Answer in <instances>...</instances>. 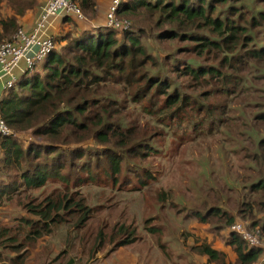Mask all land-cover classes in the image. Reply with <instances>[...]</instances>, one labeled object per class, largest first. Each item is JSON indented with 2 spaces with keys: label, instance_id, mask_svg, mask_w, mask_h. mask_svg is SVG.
<instances>
[{
  "label": "trees",
  "instance_id": "1",
  "mask_svg": "<svg viewBox=\"0 0 264 264\" xmlns=\"http://www.w3.org/2000/svg\"><path fill=\"white\" fill-rule=\"evenodd\" d=\"M74 1L86 20L63 16L53 51L0 98L12 131L0 134V204L51 183L63 193L39 202L30 195L22 205L31 217L19 219L16 232L0 224V264H24L20 255L40 238L89 221L91 205L70 191L71 182L100 186L103 170L114 184L125 175L122 183L130 176L145 188L154 179L149 155L185 143V131L189 143L219 138L224 158L242 171L235 175L229 164L216 178L204 173V208L188 217L215 235L240 220L264 239V0H123L117 15L131 22L125 31L99 24L97 0ZM39 6L0 0V45ZM130 112L156 129L141 133ZM128 235L112 250L136 240ZM226 245L231 264H264L262 248L241 235L229 231ZM193 248L208 263L226 262L209 243Z\"/></svg>",
  "mask_w": 264,
  "mask_h": 264
},
{
  "label": "rangeland",
  "instance_id": "2",
  "mask_svg": "<svg viewBox=\"0 0 264 264\" xmlns=\"http://www.w3.org/2000/svg\"><path fill=\"white\" fill-rule=\"evenodd\" d=\"M43 5L40 4L41 7ZM72 29L73 26L67 25L66 30ZM169 48L166 46L164 50ZM131 114H128V119L132 122L140 115L133 112L134 118H131ZM147 122L150 123L149 118H139L141 133L149 134L156 129L154 122ZM184 133L187 134L185 143L176 140L170 144V151L160 148V152L149 155L154 179L148 180L145 188L130 176L122 183L121 178L125 175L119 176L115 185L103 170L100 171V186L80 188L71 182L70 191L86 199L93 210L92 217L84 226L72 227L68 222L40 238L20 255L24 264H195L193 259L198 263L202 261V256L193 250L196 245L213 239L217 247L225 246L226 234L215 235L209 231V226L188 216L194 209L204 208L203 195L210 190L204 173L216 178L227 173L229 164L236 170L235 175L242 171L232 157L224 158L219 138L212 141L206 137L201 142L199 137L197 142L189 143V133ZM29 136L26 133L20 137L25 140L30 139ZM164 192H171L173 197L160 199L159 195ZM60 193L63 194L62 188L53 183L43 189L23 191L14 201L0 204L1 226L16 232L18 220L31 217L22 205L30 195L39 202L49 195L57 198ZM233 193L232 198L235 197ZM237 223L247 225L240 220ZM150 228L161 229L162 232L151 233ZM131 233L136 237L131 245L112 250L117 242ZM100 242L101 249L94 254L92 250ZM7 262L10 263L9 260Z\"/></svg>",
  "mask_w": 264,
  "mask_h": 264
},
{
  "label": "built area",
  "instance_id": "3",
  "mask_svg": "<svg viewBox=\"0 0 264 264\" xmlns=\"http://www.w3.org/2000/svg\"><path fill=\"white\" fill-rule=\"evenodd\" d=\"M123 0H111L106 14V26L119 30H128L131 22L118 17L117 12ZM73 15L80 20H86L80 7L74 0H44L38 18L31 32L22 27L12 36L11 40L0 45V81L3 89L12 88L22 74L33 73L45 61L55 48L53 30L58 18ZM21 63L25 65L21 67ZM0 134L9 136L12 131L0 116ZM232 232L241 235L251 246L262 248L264 253V239L259 231L249 232L242 223L231 226Z\"/></svg>",
  "mask_w": 264,
  "mask_h": 264
},
{
  "label": "crops",
  "instance_id": "4",
  "mask_svg": "<svg viewBox=\"0 0 264 264\" xmlns=\"http://www.w3.org/2000/svg\"><path fill=\"white\" fill-rule=\"evenodd\" d=\"M42 0H40V4H41ZM44 4V2H43ZM110 4H111V0H97V18H98V21H99V24L100 25H104L106 24V14H107V11L110 7ZM40 6L38 8H36V12L35 11H28L26 13L25 16L23 17H19V23L21 24V27L27 31V32H31L34 28V23L36 21V19L38 18L39 16V13H40ZM61 18H58L57 21L55 22V28L53 30V34L56 35L58 33V31L60 30V26H61ZM96 25H98V23H96ZM43 63V62H42ZM41 63V64H42ZM41 64L38 66L40 67ZM21 67L24 68L25 65L23 63H21ZM16 73L18 74V77L21 78L22 77V73L18 70L16 71ZM2 93H3V83L0 81V98L2 96ZM230 231V230H229ZM229 231L226 232V237L227 235L229 234ZM213 239L210 240L208 243L211 245L213 244ZM214 249L224 253L227 255V259H226V262L224 264H231V262L234 261L235 257L232 255L231 251H230V247H228L226 245V240H225V246H220V247H217L216 245H211ZM202 261H200V263L196 262L194 259H193V262L195 264H216V263H208V259L206 257H200Z\"/></svg>",
  "mask_w": 264,
  "mask_h": 264
}]
</instances>
